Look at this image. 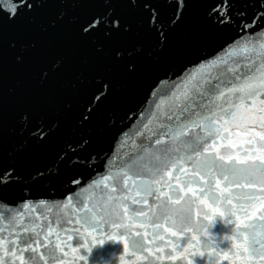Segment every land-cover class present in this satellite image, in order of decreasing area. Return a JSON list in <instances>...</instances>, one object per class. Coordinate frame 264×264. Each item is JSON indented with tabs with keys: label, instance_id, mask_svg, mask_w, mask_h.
Masks as SVG:
<instances>
[{
	"label": "snow or ice",
	"instance_id": "snow-or-ice-1",
	"mask_svg": "<svg viewBox=\"0 0 264 264\" xmlns=\"http://www.w3.org/2000/svg\"><path fill=\"white\" fill-rule=\"evenodd\" d=\"M208 2L0 0V57L6 23L34 24L45 5H89L86 14L71 17L77 37L113 68L122 66L125 76L138 77L147 61L174 60V33L193 6ZM234 2L212 0L207 18L217 28L235 27L236 36L214 53L158 75L137 109L108 121L107 127L118 129L119 148L102 172L104 154L90 151L91 133L105 105L119 104L111 75L92 78L73 110L78 138L64 145L58 160L71 156L72 166L98 178L74 176V194L51 207L44 200L15 206L3 200L23 178L4 163L0 98V264H89L93 249L107 242L123 245L122 264L180 260L193 242L205 250L192 251L187 264H264V0H242L250 16L233 13ZM65 15L60 11L57 19ZM141 33L147 43L136 42ZM197 41L192 35L184 43ZM60 67L56 62L41 79ZM137 119L139 127L125 132L124 122ZM60 130V120L22 111V143L14 151L29 144L44 148ZM218 218L231 225L219 241L210 231ZM201 219L207 222L203 230Z\"/></svg>",
	"mask_w": 264,
	"mask_h": 264
},
{
	"label": "water",
	"instance_id": "water-1",
	"mask_svg": "<svg viewBox=\"0 0 264 264\" xmlns=\"http://www.w3.org/2000/svg\"><path fill=\"white\" fill-rule=\"evenodd\" d=\"M211 6L212 0H209L208 3L193 6L189 10L186 19L173 36L175 57L172 62L154 65L147 61L142 66L141 76L138 77L125 76L122 66L113 68L107 61L97 56L94 46L82 42L77 37L71 17L77 13L86 14V9L91 7L89 5H45V13L34 24L6 23L0 57L3 150L6 155L4 163L6 167L10 164L15 166L23 179L21 183L6 190L3 200L11 206L26 199L33 202L44 200L46 206L51 207L57 202L64 201L67 195L74 194L69 186V181L74 176L82 175L85 179L93 180L98 178L96 173L72 166L71 156L63 162L58 160L64 145L78 138L73 110L82 99L92 78L98 74L111 75L117 86L116 103L119 105H105L103 108L96 129L91 133L93 143L90 145V151L104 154L101 159L105 167L98 171L111 168L110 158L115 154L114 147L118 149L119 144L114 146L118 129L107 127L108 121L123 117L129 110L137 109L158 75H163L169 68L195 62L201 54L214 53L226 41L236 36V29L233 26L217 28L212 25L207 18ZM242 10H246L249 16L252 13V9L246 8L242 0H236L232 12ZM60 11L66 12L63 20L57 19ZM233 19L236 20L237 17L234 15ZM192 35L198 38L195 46L185 45L186 37ZM149 40V37L141 33L136 42L147 43ZM56 62H60V70L51 74L47 80H42L41 73L51 69ZM25 110H39L60 120L61 130L46 147L29 144L21 151H14L22 143V138L18 135L19 115ZM139 111L143 112L144 108L140 107ZM124 123L127 125L124 131L129 133L140 125L138 119ZM10 151H13V155L8 157ZM206 223L203 219L200 220L202 230ZM230 230L231 225L223 223L218 218L210 231L219 241L224 235L230 234ZM193 243L195 246L189 248L188 253L181 250L183 259L176 261L164 259L158 264H187L192 251L205 250L201 245ZM227 246L228 241L221 242V247ZM170 250L169 246L165 252ZM121 255H124L122 244L107 242L93 249L89 256V264H122L119 260ZM152 259L154 260L155 256ZM137 264H147V261L141 260ZM218 264L230 262L221 259Z\"/></svg>",
	"mask_w": 264,
	"mask_h": 264
}]
</instances>
